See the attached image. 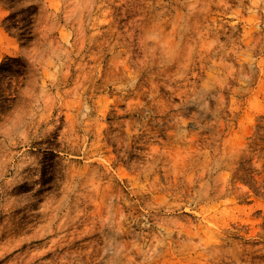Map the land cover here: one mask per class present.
<instances>
[{"label": "rangeland", "instance_id": "obj_1", "mask_svg": "<svg viewBox=\"0 0 264 264\" xmlns=\"http://www.w3.org/2000/svg\"><path fill=\"white\" fill-rule=\"evenodd\" d=\"M0 264H264V0H0Z\"/></svg>", "mask_w": 264, "mask_h": 264}]
</instances>
